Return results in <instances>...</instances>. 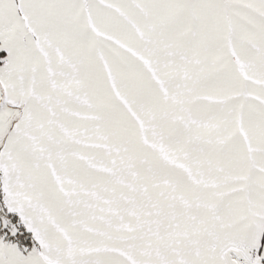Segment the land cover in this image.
<instances>
[{"label":"snow or ice","instance_id":"obj_1","mask_svg":"<svg viewBox=\"0 0 264 264\" xmlns=\"http://www.w3.org/2000/svg\"><path fill=\"white\" fill-rule=\"evenodd\" d=\"M0 264H264V0H0Z\"/></svg>","mask_w":264,"mask_h":264}]
</instances>
